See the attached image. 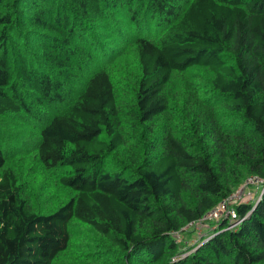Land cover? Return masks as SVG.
Here are the masks:
<instances>
[{
    "label": "trees",
    "instance_id": "16d2710c",
    "mask_svg": "<svg viewBox=\"0 0 264 264\" xmlns=\"http://www.w3.org/2000/svg\"><path fill=\"white\" fill-rule=\"evenodd\" d=\"M193 68L211 76L169 99ZM26 120L70 195L37 210L0 145V264H56L72 235L81 264H264V187L172 259L175 232L264 179V0H0V140Z\"/></svg>",
    "mask_w": 264,
    "mask_h": 264
},
{
    "label": "rangeland",
    "instance_id": "374dc122",
    "mask_svg": "<svg viewBox=\"0 0 264 264\" xmlns=\"http://www.w3.org/2000/svg\"><path fill=\"white\" fill-rule=\"evenodd\" d=\"M148 33H151V31H149ZM126 47L127 48L124 56L126 58L130 57V61H132L134 59V54L131 46L126 45ZM126 67L128 69V73L125 74L126 76H129L130 73H135L137 69L134 63L130 62H127ZM193 71H197L198 75H201L204 80H207V78L211 76L209 71H204L202 69L198 70L196 68L187 70L183 73H174L168 87L169 99V94H171V97H173V95L179 94L181 91H183L184 83L186 80L191 81L195 78L192 74ZM117 76L123 81L127 80V78H122V75ZM124 84L125 83L121 81L117 87V95L120 101L123 97H130V87ZM128 84L130 85L131 83L128 82ZM119 108L121 111L126 110L123 105H120ZM17 127L20 128L17 131H7V133H11L10 135L14 136L16 148H12L7 143H3L2 139L0 140V145L6 153H14V151L18 153L15 154L6 163L13 166L15 172L18 174L19 181L22 183V188L28 195L31 205L34 206L37 210L49 211L62 200L68 198L70 194L68 190H64L62 187H60L55 181L54 177L45 169H43L37 162V160H35L34 140L36 138L37 127L34 126V124L30 122V120L22 121L21 124L17 125ZM4 138H6V136ZM249 190L253 195V198L249 200L251 201L255 199L254 193L256 194L259 188L256 189V187H249ZM206 226L207 225H204V227L201 228L200 231L193 228H187L185 231H190V233L187 235V238L181 235L180 232L177 235H174V238L177 241L185 244V246L179 243L180 252L177 253L172 259L184 257L186 254L191 253L195 250L192 245L196 244L197 246H199L204 241L212 237L215 227L212 226V228ZM72 234H74V232H72ZM85 240L86 239H83V236L72 235L71 249L68 253L66 252L63 255H60V258L58 259L56 264H81L82 262L80 259V253L85 249V247L83 246ZM115 261L119 262V259L116 258Z\"/></svg>",
    "mask_w": 264,
    "mask_h": 264
},
{
    "label": "built area",
    "instance_id": "2783aa9c",
    "mask_svg": "<svg viewBox=\"0 0 264 264\" xmlns=\"http://www.w3.org/2000/svg\"><path fill=\"white\" fill-rule=\"evenodd\" d=\"M249 187H256V189L263 188L264 179L254 175L248 176L235 191L221 199L216 206L208 210L201 218L191 221L185 227L180 228L174 235H177L181 231H185L187 228L200 231L204 225H207L206 227H212L213 223L221 218L226 219L228 222L226 229L234 228L241 221V219L238 218V213L235 208L236 205L244 200L248 202L253 198Z\"/></svg>",
    "mask_w": 264,
    "mask_h": 264
}]
</instances>
